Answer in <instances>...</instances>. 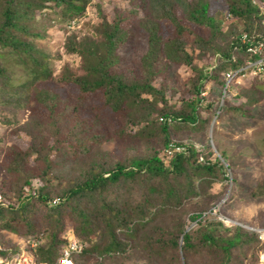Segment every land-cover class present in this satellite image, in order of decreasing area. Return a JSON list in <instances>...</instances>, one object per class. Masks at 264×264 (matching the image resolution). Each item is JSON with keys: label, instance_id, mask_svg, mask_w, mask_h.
Here are the masks:
<instances>
[{"label": "trees", "instance_id": "16d2710c", "mask_svg": "<svg viewBox=\"0 0 264 264\" xmlns=\"http://www.w3.org/2000/svg\"><path fill=\"white\" fill-rule=\"evenodd\" d=\"M259 1L222 0L227 20L231 15L241 18L244 30L255 39L257 30L264 33ZM45 2L67 3L65 14L72 16L70 23L83 14L89 0H41L40 4L0 0V113H28L23 123L1 117L13 126L12 132L18 136L26 132L28 139L24 147L14 142L3 145L0 136L3 181L14 184L15 194L12 201L6 184L0 185V229L28 239L42 232L43 243L36 237L22 246L38 263L53 264L60 255L66 244L59 236L64 232L63 217L70 213L73 234L83 244L72 254L74 264L108 259L128 245H140L144 253L157 257L180 250L185 259L189 250H204L213 256V264H239V252L256 244V235L238 226L223 228L205 209L191 216L199 219L195 235L182 226L163 235L152 228L164 210L180 206L196 194V185L208 183L210 177L227 176V166L212 157L211 147L175 142L183 149L173 152L165 163L151 146L142 151L137 145L159 140L164 150L179 133L207 127L210 117H202L203 112L213 114L221 101L218 93L216 101L210 98L217 82H223L218 72L235 69L247 56L250 42H241L236 23L224 26L212 0H145L143 4L150 10L147 17L142 2H134L139 11L118 6L108 15L101 14L91 33L66 42L65 49L80 61L79 72L64 67L59 75L63 82L77 86L76 97L63 99L40 85L52 75L49 59L27 39L41 37L31 30L35 20L29 13L42 9ZM131 14L141 27L136 39L139 46L130 50L136 53L133 63H129L127 46L134 36L128 23ZM21 19H25L23 24ZM63 21L68 23L65 15ZM19 30L22 34L16 33ZM202 58H206L205 64L198 65ZM183 65L195 72L186 83L189 94L173 97L176 90H171L168 68L177 70ZM261 73L238 95L244 96V104L264 95V71ZM96 99L97 104L91 103ZM229 100L234 98L227 93L222 103L225 109ZM231 107L239 110L242 104ZM106 140L124 145L120 155L97 147ZM220 153L228 162L226 153ZM65 156L82 159L83 173L73 182L62 181L55 172L61 165L58 158ZM198 180L201 183L196 184ZM253 192L263 195L264 181ZM35 240L37 244L31 246ZM20 251L16 243L1 240L0 264H8Z\"/></svg>", "mask_w": 264, "mask_h": 264}, {"label": "rangeland", "instance_id": "374dc122", "mask_svg": "<svg viewBox=\"0 0 264 264\" xmlns=\"http://www.w3.org/2000/svg\"><path fill=\"white\" fill-rule=\"evenodd\" d=\"M126 1L127 4L125 0H89L83 14L81 16H74L76 22L70 21V23L69 20L72 16L70 17V15L65 14V6L67 4L65 2H61L60 4L45 2L42 9L30 12L29 15H34L35 20L30 25L31 30L38 32L41 37H28L27 39L31 41L34 47L41 49L43 51L42 54L48 56L49 67L52 70V75L48 79L43 80L40 85L58 93L63 99L76 97L78 94L77 86L65 83L59 79V75L64 67L79 72L78 65L80 58L75 53H68L65 49L66 42L73 36L76 41H79L82 36L91 33L100 22V15H108L118 6L130 9L131 11H139V8H134V2L137 1L139 5L142 2L143 16L147 17L150 14L147 5L143 4L145 0H132V3H130L131 0ZM253 1L255 0H252V3H254ZM33 2L40 4L41 0H33ZM224 6L226 5L222 0H212V8L217 11V14L221 15V18L223 16V20L225 21L223 22L224 26L226 22H233L236 23L238 30L244 31L241 18L231 15V19L227 20L229 14L225 11ZM98 7H100V10H98ZM64 15L67 17L69 24L63 21ZM24 21L25 19H21L20 24H23ZM128 23H131L133 27L131 35L134 36L127 43V46L129 45V63H133L136 61L134 59L136 53L130 50L133 48L137 49L139 46V41L136 39H138L137 35L141 27L139 26L138 19H134L132 14ZM72 24L74 27L70 28ZM16 33L22 34L20 30L16 31ZM92 35L94 34L92 33ZM24 36L26 37V35ZM213 59V56L208 57L206 64L209 65ZM205 62L206 58L197 60L198 65H203ZM168 69V81L171 82V90H176L173 97H188L189 92H185L186 83L195 72L185 65L177 70L171 67ZM161 74L163 75V73ZM218 75L221 79L220 71ZM259 75H262V73L252 74L248 78L244 76L238 79L237 83H231L229 93L233 95L234 100L226 101L228 103L226 109L221 104L217 109L218 111L216 110L213 114L204 111L202 117H210L207 127L201 126L198 130L199 132L190 130L189 132H181L178 134L179 137L174 138L173 143L183 141L184 143H193L196 146L209 145L211 147L210 150L213 151L212 157H218L227 166V176L225 173L224 178L221 176L218 179L210 177L208 183L196 185V194L180 206H172L164 210L158 220L152 225L153 231H156L155 233L157 234H168L170 231H175L179 226H182L183 231L195 235L194 230L198 228L197 221L199 219H192L191 216L205 209L204 213L214 215L211 219L220 221L223 228L232 229L234 226H238L244 231L256 235L259 241L248 249L243 247L242 251L239 252V260L237 261L239 264L240 261L241 264H264V194L255 195L253 192L256 185L264 181V95H258L261 98L252 104H244V96L240 95L238 97L242 90L251 86L249 85L251 80ZM160 79L162 80V76H160ZM215 89L216 93L210 97L212 101H216L217 93L219 100L224 95L223 82H217ZM97 102V99L96 101H91V103L96 104ZM234 104L236 107L242 104V107L239 110H233L231 106H234ZM27 114V111H18L16 113L4 111L0 113V131H2L0 136L3 138V145L14 142L19 146H26L28 139L25 134L26 132L20 136L16 135L11 131L14 129L13 126L2 121L1 117L7 115V118L11 119V123H23L28 118ZM99 145L97 147L100 150H106L114 156L120 155L121 149L124 147V145L111 140L103 141ZM137 145L139 149H143L142 151L146 147L151 146L160 153L165 163L170 159L169 156L163 154V147L159 140L151 142L141 141ZM146 151L148 150L146 149ZM220 152L226 153L228 162L222 158ZM78 159L73 160L66 158V156L58 158L61 165L55 168V172L61 175L62 181L73 182L81 176L83 173L82 159ZM2 172L0 168V185L6 184V193L9 192L13 201L15 199L13 196L15 195L14 184L10 183V181L9 183L4 182ZM198 183H201V181L198 180L196 184ZM40 185L41 183H38V186ZM34 186H36V183L32 185L33 188ZM32 193L34 194L35 192L32 191ZM42 209L43 207L40 205V211ZM63 223L62 229H64V232L59 236L67 244L66 239L69 236L71 238L70 234L73 233L74 227L70 213H67L63 217ZM0 230V241L4 240L9 245L16 243L19 246H23L36 237L40 243L45 241L42 232L28 239L2 229ZM37 240L32 242V244L36 245ZM188 252V259L184 258L183 252L180 250L165 251L163 256L157 257L144 253L140 245H128L124 252L117 253L113 257L101 261L86 260L85 264H213L215 262L213 256L204 250H198L197 253L193 250H189Z\"/></svg>", "mask_w": 264, "mask_h": 264}, {"label": "built area", "instance_id": "2783aa9c", "mask_svg": "<svg viewBox=\"0 0 264 264\" xmlns=\"http://www.w3.org/2000/svg\"><path fill=\"white\" fill-rule=\"evenodd\" d=\"M261 12H262V23H264V3L261 6ZM240 39L241 42L243 43H246L247 41L250 42L248 47H246L247 53L249 54V60L247 62L248 67L256 68V70H253V73L260 72L262 69H264V35H258L257 39H255L254 35L249 37V35L246 32H243L241 34ZM233 76H234L233 73L226 74L228 80H230ZM182 149H183L182 146L171 144L169 148L165 150V153L172 154L173 151H179ZM200 159H202V157H200ZM263 236H264V232H263ZM31 246H35V245L32 244ZM81 248L82 246L78 244L75 240H69L68 244L61 249L60 255L53 264H74L72 259V254L76 251H79ZM2 261L3 260L0 259V262ZM7 263L8 264H47L45 262L38 263L34 255L22 249V246L20 253L17 256H14L12 259H10Z\"/></svg>", "mask_w": 264, "mask_h": 264}, {"label": "clouds", "instance_id": "9594fccd", "mask_svg": "<svg viewBox=\"0 0 264 264\" xmlns=\"http://www.w3.org/2000/svg\"><path fill=\"white\" fill-rule=\"evenodd\" d=\"M253 2H256V0L255 1H253ZM264 3V0H261V1H259L257 4H259L260 5V13H261V16H262V12H261V6H262V4ZM261 24L262 25H264V23H262V19H261ZM70 26V25H69ZM68 26V27H69ZM74 27V25L72 24V26H70V28H73ZM240 37H241V34L243 33V32H246V30H244V31H241L240 30ZM247 33V32H246ZM257 35H264V33H261V31H256L255 32ZM248 34V33H247ZM246 53H247V50H246ZM252 59H254V58H252ZM248 60H249V54L247 53V56H246V58H245V63L244 64H241V65H238L235 69H227V70H223V72L221 73V76H222V79H223V87H224V91H223V96H222V98H221V101H220V104H219V106H221V104L223 103V99H224V97L226 96V94L227 93H229L230 92V86H231V83H237L238 82V79H241L242 77H244V76H247L246 78H248L250 75H252V74H259V73H261L262 71H264V69H262L260 72H257V73H253V70H256V68H253V67H248V64H247V62H248ZM227 73H233L234 74V76L230 79V80H228L227 79V77H226V74ZM203 94H206V92H204ZM218 111V110H217ZM171 144H173V145H176L175 143H171ZM170 146V145H169ZM195 147H199V146H196V145H194ZM201 147V146H200ZM167 148H165L164 150H163V154L164 155H167V156H171L172 154H173V152H175V151H173L172 152V154H167V153H165V150H166ZM180 151V150H179ZM202 157V156H201ZM203 160V158L202 159H200L199 158V161H202ZM71 235V238H70V236L66 239L67 240V244H68V242H69V240H75L78 244H80L82 247H83V244L82 243H80L76 238H75V236H74V234L72 233V234H70ZM66 244V245H67ZM65 245V246H66ZM75 253V252H74Z\"/></svg>", "mask_w": 264, "mask_h": 264}]
</instances>
